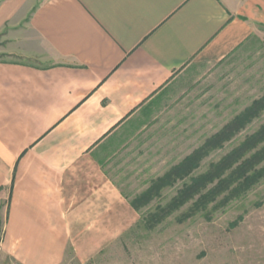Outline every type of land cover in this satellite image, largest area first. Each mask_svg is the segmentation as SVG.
<instances>
[{"label": "crops", "instance_id": "crops-1", "mask_svg": "<svg viewBox=\"0 0 264 264\" xmlns=\"http://www.w3.org/2000/svg\"><path fill=\"white\" fill-rule=\"evenodd\" d=\"M262 27L264 0H0V264H62L129 227L156 176L115 178L109 142Z\"/></svg>", "mask_w": 264, "mask_h": 264}, {"label": "rangeland", "instance_id": "rangeland-1", "mask_svg": "<svg viewBox=\"0 0 264 264\" xmlns=\"http://www.w3.org/2000/svg\"><path fill=\"white\" fill-rule=\"evenodd\" d=\"M263 94L264 27L246 46L199 68L189 66L158 91L138 115L143 122L127 129L132 120L109 142L107 150L113 148L120 157L108 168L119 178L124 164H137L141 178L149 173L152 181L154 174L157 178L182 162ZM260 111L221 146L211 147L188 175L155 190L156 196L129 227L118 235L109 231L108 244L89 245L85 254L68 247L62 264H264V176L236 198L224 200L225 191L195 209L196 194L158 214L191 178L259 129L264 123V109Z\"/></svg>", "mask_w": 264, "mask_h": 264}, {"label": "trees", "instance_id": "trees-1", "mask_svg": "<svg viewBox=\"0 0 264 264\" xmlns=\"http://www.w3.org/2000/svg\"><path fill=\"white\" fill-rule=\"evenodd\" d=\"M262 109H264V94L236 115L223 129L212 135L204 145L194 150L182 162L174 165L163 175L157 177L151 188L155 187L158 192L163 186L172 185L177 179L188 175L193 168L197 167V160L207 153L211 147L221 146L223 141L229 139L246 123L258 116ZM252 150L254 151L250 153L249 157L243 158L246 153ZM263 160L264 123L259 129L246 136L241 143L218 162L212 163L207 171L191 178L189 184H184L183 188L165 207H159L158 214L179 207V205L194 198L196 194H198V197L192 202L195 209L206 206L225 191L224 200L240 196L264 176V164L256 167ZM237 162L239 163L235 165ZM227 170L229 171L227 172ZM209 184L212 185L208 187ZM203 189L205 191L201 193Z\"/></svg>", "mask_w": 264, "mask_h": 264}, {"label": "built area", "instance_id": "built-area-1", "mask_svg": "<svg viewBox=\"0 0 264 264\" xmlns=\"http://www.w3.org/2000/svg\"><path fill=\"white\" fill-rule=\"evenodd\" d=\"M14 264H18V263H14Z\"/></svg>", "mask_w": 264, "mask_h": 264}]
</instances>
